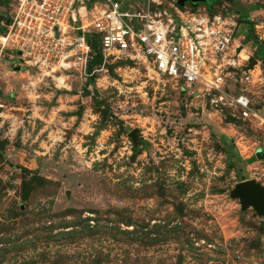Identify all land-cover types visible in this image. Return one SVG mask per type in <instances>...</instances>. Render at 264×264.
<instances>
[{
  "label": "rangeland",
  "instance_id": "obj_1",
  "mask_svg": "<svg viewBox=\"0 0 264 264\" xmlns=\"http://www.w3.org/2000/svg\"><path fill=\"white\" fill-rule=\"evenodd\" d=\"M208 1L153 9L221 15L210 62L264 116V0ZM17 55L0 58V264H264V212L234 195L264 186V125L142 61L62 81Z\"/></svg>",
  "mask_w": 264,
  "mask_h": 264
},
{
  "label": "built area",
  "instance_id": "obj_2",
  "mask_svg": "<svg viewBox=\"0 0 264 264\" xmlns=\"http://www.w3.org/2000/svg\"><path fill=\"white\" fill-rule=\"evenodd\" d=\"M156 4L158 0H12L0 20L5 28L0 34V58L7 50H17V59L27 65L63 72L57 80L64 81V73L72 71L91 76L94 52L88 36L97 35L105 58L142 61L186 91L214 94L216 102L264 125V116L252 108L250 98L229 94L223 71L210 62L230 48L233 32L225 31L227 21L191 9L177 8L175 15L154 11Z\"/></svg>",
  "mask_w": 264,
  "mask_h": 264
},
{
  "label": "water",
  "instance_id": "obj_3",
  "mask_svg": "<svg viewBox=\"0 0 264 264\" xmlns=\"http://www.w3.org/2000/svg\"><path fill=\"white\" fill-rule=\"evenodd\" d=\"M180 6H185L187 3H208V0H177ZM8 22L10 20L8 19ZM21 54V51H19ZM264 62V61H263ZM258 60L251 57L249 68H253ZM134 135V132L131 133ZM234 195L241 198L244 205H252L259 213L264 212V186L256 182L254 179L242 181L235 186Z\"/></svg>",
  "mask_w": 264,
  "mask_h": 264
},
{
  "label": "trees",
  "instance_id": "obj_4",
  "mask_svg": "<svg viewBox=\"0 0 264 264\" xmlns=\"http://www.w3.org/2000/svg\"><path fill=\"white\" fill-rule=\"evenodd\" d=\"M11 2H12V0H10ZM11 2L9 3V6H8V9L10 8V4H11ZM9 12V11H8ZM7 12V13H8ZM7 14H0V20H1V18H3V17H5ZM1 34V33H0ZM247 34H248V32H247ZM88 41H89V43L91 44V46H92V48H93V52H94V57H93V59H92V61H91V64H90V67L91 66H93V65H95V64H97L100 60H102V58H103V53H102V50H101V43H100V39H99V37L97 36V35H92V34H90L89 36H88ZM258 53H260V54H262V55H264V49L263 48H261V46H260V48H259V52ZM27 184H26V186H25V194H26V192H27Z\"/></svg>",
  "mask_w": 264,
  "mask_h": 264
},
{
  "label": "bare ground",
  "instance_id": "obj_5",
  "mask_svg": "<svg viewBox=\"0 0 264 264\" xmlns=\"http://www.w3.org/2000/svg\"><path fill=\"white\" fill-rule=\"evenodd\" d=\"M159 1V0H158ZM159 3H161V2H159ZM237 48H238V51L241 49V48H239V46H237Z\"/></svg>",
  "mask_w": 264,
  "mask_h": 264
}]
</instances>
